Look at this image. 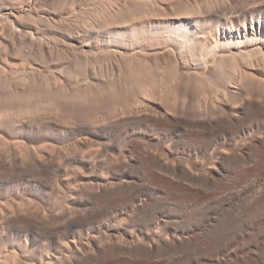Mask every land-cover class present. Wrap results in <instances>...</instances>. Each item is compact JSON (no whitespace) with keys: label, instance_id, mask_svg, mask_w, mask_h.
I'll return each instance as SVG.
<instances>
[{"label":"bare ground","instance_id":"6f19581e","mask_svg":"<svg viewBox=\"0 0 264 264\" xmlns=\"http://www.w3.org/2000/svg\"><path fill=\"white\" fill-rule=\"evenodd\" d=\"M0 264H264V0H0Z\"/></svg>","mask_w":264,"mask_h":264}]
</instances>
